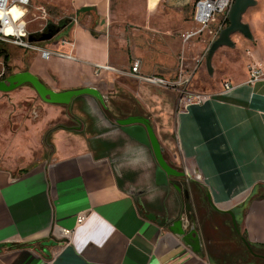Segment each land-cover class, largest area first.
Segmentation results:
<instances>
[{
    "label": "crops",
    "instance_id": "0c3cea01",
    "mask_svg": "<svg viewBox=\"0 0 264 264\" xmlns=\"http://www.w3.org/2000/svg\"><path fill=\"white\" fill-rule=\"evenodd\" d=\"M39 1L62 8L76 20L67 24L61 37L70 41L66 51L77 61L51 58L36 66L29 62L23 71L56 92L96 88L104 100L101 110L111 119L146 122L152 128L161 152L171 153L174 165L183 169L189 194L196 193L198 213H187L190 221L183 227L188 232L195 226L200 251L170 232L168 221L163 224L143 213L133 195L149 191L155 198L164 191L154 183L153 153L82 106L77 110L91 118L85 119L89 129L84 134L60 127L50 143L54 150L45 159L19 171L0 166V264H264V81L253 87L245 83L247 65L264 64V46H249L250 57L241 53L240 58L223 59L216 73L213 57L227 46L214 53L212 73L204 59L207 74H219L233 90L224 92L223 82L206 103L181 107L174 134L163 139L165 123L152 116L139 92L118 91L107 78L130 70L135 61L144 75L170 74L174 54L170 53L171 67L145 66L143 72L142 62L134 59L125 70L118 69L110 64L111 20L115 11L122 12L121 0L35 3ZM169 1L184 7L190 0ZM162 2L143 0L141 9L133 4L125 9L128 15L142 14L150 24ZM194 4L190 23L196 26ZM177 14L176 24L162 27L168 42L175 41L172 31L181 27ZM187 43L185 62L198 58L204 48L198 37ZM93 64L118 72L96 77ZM163 96L174 111L173 97ZM80 214L87 218L77 224Z\"/></svg>",
    "mask_w": 264,
    "mask_h": 264
},
{
    "label": "rangeland",
    "instance_id": "374dc122",
    "mask_svg": "<svg viewBox=\"0 0 264 264\" xmlns=\"http://www.w3.org/2000/svg\"><path fill=\"white\" fill-rule=\"evenodd\" d=\"M142 1H120L122 12L115 11L111 20L110 64L125 70L134 59H139L142 62V71L144 72L145 66L171 67L173 63L170 61V53H173L175 61L173 69L169 71L170 74L160 75L166 79L177 81L178 85L173 90L150 89L144 86L145 83L132 80L124 74L109 77L107 81L111 79L118 91L139 92L141 96L139 100L149 105L152 116H159L165 123L161 127L164 130V134L162 133V136H165L164 139L174 134L175 118L183 106L182 98L185 94H210L216 87H221L224 82L219 74L209 76L204 65L207 49L217 38L219 33L216 35V32L222 19L218 18L215 23L200 33L198 41L203 43V51L201 50L198 58L185 62L188 43L184 42L182 35L198 30L197 26L190 23L195 0H190L184 7L173 5L170 1L164 0L156 16L154 15L150 20V24L142 20V14L128 15L126 13L127 4H133L141 9ZM255 2V6L250 7L242 18V21L249 25L253 40H248L240 34H234L231 37L235 45L234 48H220L213 57L215 73L220 69L223 59H237L240 58L241 53L250 57L249 46L253 47L259 43L264 46V0H255ZM178 12H180L181 27L172 31L175 41L168 42L163 35L162 27L165 23L176 24ZM71 19L72 16L63 12L62 8L53 9L40 1L36 4L35 0H31L27 15L28 30L33 34L43 33L48 25L58 26L60 21H70ZM59 37H61V32L56 36V38ZM47 44L49 43L45 42L41 45L47 47ZM9 55L13 73L22 72L29 62L34 63L35 66L47 64V61L41 59L39 54L36 53L33 56L16 48H10ZM249 65L251 63L247 65V68ZM1 67L0 64V69ZM157 72L161 73L162 71L157 70ZM141 87L145 93L139 90ZM163 94L173 97L174 111L171 105L166 106L168 100ZM106 97H110V95L106 94ZM112 98L116 100L114 95ZM107 101L110 102V99ZM83 102L84 109L90 111L93 117L97 119L101 117L99 112L101 106L98 102L90 97H84ZM77 109L78 107L75 106L63 107L45 104L29 86L20 87L10 93H0V166L11 171H19L20 168L30 167L43 158L45 159L51 148L42 145L44 132L53 127L63 128L64 124L69 121L82 120L87 116L88 112L85 113ZM94 109H97L96 116ZM56 132L57 130L48 137L49 143L53 144ZM170 154L168 155L170 156Z\"/></svg>",
    "mask_w": 264,
    "mask_h": 264
},
{
    "label": "built area",
    "instance_id": "2783aa9c",
    "mask_svg": "<svg viewBox=\"0 0 264 264\" xmlns=\"http://www.w3.org/2000/svg\"><path fill=\"white\" fill-rule=\"evenodd\" d=\"M233 3V0H197L194 4L195 14L194 20L197 31L186 32L182 35L184 42L198 37L201 32L206 30L211 24L215 23L218 18L222 21L218 27L216 35L224 29L225 21L228 19V12ZM31 0H0V47L4 48L8 54L10 48L20 49L29 54H39L41 59L50 60L51 58H58L65 61H77V58L71 53L66 51L71 48L70 41L65 38L53 37L47 43L51 44L56 42L58 48L44 47L39 42L30 41V37L35 38L36 34L43 33H31L28 30L27 15ZM76 22L75 19H71L68 23ZM211 33V32H210ZM57 39V40H56ZM45 43V42H44ZM0 79L9 71V68L5 65L4 56L0 57ZM10 67V61L8 63ZM11 68V67H10ZM94 76L100 77L104 72H118L114 68L108 65L93 64ZM120 73V72H119ZM127 77L139 82L146 83L156 88L171 89L173 90L177 81L166 79L158 75H144L140 72V64L138 61L132 63L130 70L121 72ZM264 81V64L263 63H251L247 68V80L246 85L253 87L259 82ZM234 86L232 83L226 81L222 85L224 92H230ZM212 98L211 94H190L187 93L182 98L183 106L201 105L206 103ZM87 218L86 214H80L77 217V224L83 223ZM187 224V221H184Z\"/></svg>",
    "mask_w": 264,
    "mask_h": 264
},
{
    "label": "water",
    "instance_id": "95a60500",
    "mask_svg": "<svg viewBox=\"0 0 264 264\" xmlns=\"http://www.w3.org/2000/svg\"><path fill=\"white\" fill-rule=\"evenodd\" d=\"M255 0H233V3L228 12V25L222 29L217 38L210 44L207 49L205 56V63L209 73H212L211 60L214 53L223 46L233 47L234 44L231 41V36L234 34H240L248 40H252V34L249 28V25L242 21L243 15L250 8L255 6ZM60 32L59 28L50 27L46 33L41 34L38 38L30 37V41H36L39 43H44L50 41ZM29 86L32 88L40 100L48 105L55 106H70L73 101L79 97H90L96 102L104 106V100L100 92L93 87H84L79 89L65 90L62 92H56L48 87H46L35 75L29 72H20L12 74L4 80H0V93H10L14 90ZM123 129H126V134L131 137L136 138L138 141L145 143L149 149L152 150V153L158 163V166L161 173L169 174V169L165 166L164 162L161 159L162 148L158 143L155 133L146 122H134L123 121L118 123ZM138 130V131H137ZM138 136H137V134ZM186 197L188 194L185 191ZM187 213H191V208L187 205ZM187 213H180L176 219L169 221V226L167 227L170 232H172L177 237L181 238L186 242L195 252L199 253V235L196 231L195 226L191 225L189 231H186V228L183 227L184 221L188 220ZM150 218V216H149ZM153 218V217H151ZM196 244V245H195Z\"/></svg>",
    "mask_w": 264,
    "mask_h": 264
},
{
    "label": "flooded vegetation",
    "instance_id": "af4514ba",
    "mask_svg": "<svg viewBox=\"0 0 264 264\" xmlns=\"http://www.w3.org/2000/svg\"><path fill=\"white\" fill-rule=\"evenodd\" d=\"M22 72H29V71H22ZM20 73V72H19ZM30 73V72H29ZM6 74H16L13 71H8ZM32 74V73H31ZM4 80V78L0 79ZM84 97H79L73 101L70 106H63V107H74L77 106L78 108L82 109ZM101 106V104H100ZM97 110V109H96ZM99 111V110H98ZM100 115L111 127L118 130V134L123 132L126 133L122 126L118 123V120L111 119L108 116V113L100 110ZM87 115V114H86ZM90 120L91 118L87 115L82 120H74L69 121L68 123L64 124L63 128L75 132L77 134H84L85 131L89 129L86 126V120ZM138 131V130H137ZM137 134V133H136ZM128 135V134H127ZM138 135V134H137ZM130 136V135H128ZM138 141V140H137ZM143 145L146 149L152 152L145 143L138 141ZM154 157V156H153ZM161 159L164 162L165 166L169 169V174H163L160 170L158 163L154 157L155 166V178L154 183L157 186L163 188V192H161L160 196H155L152 198L149 191H133V195L138 200L140 204L141 210L143 213L150 217L159 218L160 223H166L170 220L176 219L180 213H187V205L191 208V216L195 213L197 214L198 208L196 206L197 203V196L194 191H189L186 189L187 185L185 183V177L183 175V169L174 165L173 160L165 152H161ZM185 191L188 194V197L185 195ZM146 197L148 202H146ZM154 203V205H151ZM193 205V206H192ZM154 213V214H153ZM158 214V216H157ZM188 224V222H187Z\"/></svg>",
    "mask_w": 264,
    "mask_h": 264
},
{
    "label": "trees",
    "instance_id": "16d2710c",
    "mask_svg": "<svg viewBox=\"0 0 264 264\" xmlns=\"http://www.w3.org/2000/svg\"><path fill=\"white\" fill-rule=\"evenodd\" d=\"M68 22H69L68 20L67 21L62 20L59 22L58 26L48 25L45 28L44 33H46L50 27L59 28L60 32H62L63 30H65L69 26V25H67V24H69ZM227 25H228V19L225 21V26H227ZM36 35L37 36H35V38L38 40V38L41 36V34H36ZM2 56H4L5 65L7 66V68H9V71H11V68L8 66V63L10 61V55L8 54V52L4 48H0V57H2ZM10 75H12V74H5V76L3 78L6 79ZM58 129H59V127H53V128H49L47 131H45V133L43 134V137H42V145L44 147H51V150H54V146L48 142V137H50V135Z\"/></svg>",
    "mask_w": 264,
    "mask_h": 264
}]
</instances>
